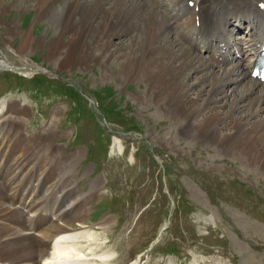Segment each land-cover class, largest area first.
<instances>
[{
    "label": "rangeland",
    "instance_id": "374dc122",
    "mask_svg": "<svg viewBox=\"0 0 264 264\" xmlns=\"http://www.w3.org/2000/svg\"><path fill=\"white\" fill-rule=\"evenodd\" d=\"M29 13L17 0L0 14V65L13 67L0 68V144L6 120L28 146L48 141L38 153L56 174L48 185L64 173L65 188L87 197V264H264V167L183 134L146 82L120 85L94 64L57 68L46 24L32 30L43 42L19 49ZM95 250L112 261L92 260Z\"/></svg>",
    "mask_w": 264,
    "mask_h": 264
},
{
    "label": "bare ground",
    "instance_id": "6f19581e",
    "mask_svg": "<svg viewBox=\"0 0 264 264\" xmlns=\"http://www.w3.org/2000/svg\"><path fill=\"white\" fill-rule=\"evenodd\" d=\"M5 1L1 15L17 0ZM18 1L32 11L19 31V49L43 42L31 36L33 25L46 24L52 30L47 53L57 68L94 64L120 85L146 82L149 98L183 134L264 167V83L249 75L251 60L264 49V0ZM6 27L8 34L17 29L12 22ZM7 110L18 111L10 104ZM3 127L0 264H87L83 247L93 239L82 230L87 197L65 188L64 173L48 185L56 174L41 167L38 155L50 149L48 141L28 146L16 122ZM109 220L98 224L105 228ZM91 254L112 261L106 252Z\"/></svg>",
    "mask_w": 264,
    "mask_h": 264
}]
</instances>
